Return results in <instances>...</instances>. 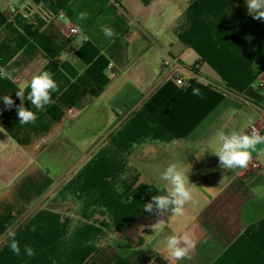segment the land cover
Wrapping results in <instances>:
<instances>
[{"label": "crops", "instance_id": "1", "mask_svg": "<svg viewBox=\"0 0 264 264\" xmlns=\"http://www.w3.org/2000/svg\"><path fill=\"white\" fill-rule=\"evenodd\" d=\"M0 70V264H264V154L255 171L213 153L220 130L264 131V20L247 0H0ZM43 71L55 102L21 125L2 98L20 105ZM172 163L193 199L149 213ZM185 231L196 248L177 260L166 238Z\"/></svg>", "mask_w": 264, "mask_h": 264}, {"label": "clouds", "instance_id": "2", "mask_svg": "<svg viewBox=\"0 0 264 264\" xmlns=\"http://www.w3.org/2000/svg\"><path fill=\"white\" fill-rule=\"evenodd\" d=\"M247 7L254 19L264 20V0H247ZM78 19H87V13H79ZM101 31L109 39L116 35L115 31L108 25H102ZM110 68L111 66H109ZM105 74H108V70ZM0 77L12 78L11 74L4 70H0ZM29 87L30 91L27 92L26 97L25 86L19 87L16 95L21 100L20 105L15 104L11 95H5L2 98L9 110L13 107L16 108L21 125L35 123L38 119L37 113L55 102L52 93L59 92V86L49 71L34 75ZM192 94L200 96L201 91L199 88H194ZM25 99L31 102L36 111L24 106L23 101ZM217 141L219 147L213 153L219 157V163L223 169L246 168L252 161L254 153L264 154V135H261L254 126L247 133L236 130L225 133L220 130L217 133ZM160 179L168 185L165 194L153 196L150 202L144 204L143 209L149 213L156 212L160 215L168 212H171L173 216L184 215L185 206L193 199V186H195L190 183L189 172L181 164L172 163L160 173ZM160 223L161 221L152 226L156 235H159L157 230ZM33 231H35V227H33ZM196 244L197 241L187 231L166 238V247L171 252L172 257L177 260L191 259V253L195 250ZM9 247L15 254H21L20 244L14 238ZM24 253L28 257L35 255L33 248L27 245L24 247Z\"/></svg>", "mask_w": 264, "mask_h": 264}, {"label": "built area", "instance_id": "3", "mask_svg": "<svg viewBox=\"0 0 264 264\" xmlns=\"http://www.w3.org/2000/svg\"><path fill=\"white\" fill-rule=\"evenodd\" d=\"M22 19L24 20H29V14H23L22 15ZM59 19L61 20H67V16L65 14H60ZM70 35L72 37H75L78 35V31L76 29H71L70 30ZM164 67L168 70H181V66L179 65L178 61L172 58H168L165 62H164ZM177 84L179 86H183L184 82L183 80H177ZM262 87H264L262 85ZM255 127V126H254ZM261 135H264V131H262L261 129H259L258 127H255ZM251 131V128L249 129V132ZM249 167H251L253 170H259L260 169V165L258 164L257 161H255L254 159H252V161L248 164Z\"/></svg>", "mask_w": 264, "mask_h": 264}, {"label": "trees", "instance_id": "4", "mask_svg": "<svg viewBox=\"0 0 264 264\" xmlns=\"http://www.w3.org/2000/svg\"><path fill=\"white\" fill-rule=\"evenodd\" d=\"M50 2H53L54 0H49Z\"/></svg>", "mask_w": 264, "mask_h": 264}]
</instances>
